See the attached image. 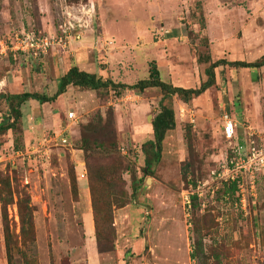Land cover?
Segmentation results:
<instances>
[{
    "label": "rangeland",
    "instance_id": "rangeland-1",
    "mask_svg": "<svg viewBox=\"0 0 264 264\" xmlns=\"http://www.w3.org/2000/svg\"><path fill=\"white\" fill-rule=\"evenodd\" d=\"M1 1L0 93L52 95L73 65L133 84L149 76L152 62L164 81L198 87L211 61L264 56V0ZM62 28L70 29L66 48L54 47L41 59L9 48L22 31L51 35ZM215 71L216 84L199 97L165 101L174 107L177 124L152 173L142 145L154 138L160 89L119 94L69 86L53 102H26L21 147L15 148L12 130L0 134V172L19 184L34 208L35 240L30 236L25 252L15 254L16 264L26 257L32 264H199L191 257L195 241L203 243L209 264H264V180L258 181L256 195L246 192L244 209L236 196L224 194L227 185L217 176L233 157L222 131L225 110L237 122L238 141L247 148L264 143V67L253 72L223 65ZM111 110L127 169L116 174L123 177L121 190H111L100 204L112 205V223L103 216L99 226L110 250L100 252L95 227L89 233L83 221L92 198L80 137L82 125L98 112L106 118ZM8 111L3 101L0 122ZM94 152L95 160L111 165L101 148ZM192 181L203 192L196 207L185 199L194 190ZM97 189L101 195L102 184ZM123 200L127 204L120 207ZM7 211L9 227L21 241L17 204ZM5 247L0 199V264H7Z\"/></svg>",
    "mask_w": 264,
    "mask_h": 264
},
{
    "label": "trees",
    "instance_id": "trees-1",
    "mask_svg": "<svg viewBox=\"0 0 264 264\" xmlns=\"http://www.w3.org/2000/svg\"><path fill=\"white\" fill-rule=\"evenodd\" d=\"M2 9V1L0 0V12ZM201 28H206V22L204 18L200 22ZM206 42V40H205ZM18 54V53H17ZM20 55V54H19ZM210 59V57H209ZM229 65L236 68H249L253 72H257L264 67V56H261L255 61L246 60H227L220 58L215 61H211L209 66L205 69L207 79L204 80L198 87H183L177 86L170 82L164 81L160 76V71L155 62L151 63L149 76L138 80L133 84L124 82H116L111 78H103L94 72H88L80 69L77 65L71 66L60 78L57 86V90L52 95H45L37 91H23L19 93H0V104L4 101L8 106L9 111L2 115V121L0 122V134H5L9 130H12L15 135V148L21 147L23 138L22 118L23 111L22 106L29 100H37L40 102H53L59 98L62 94L66 93L69 86L79 87L82 89L102 91L113 90L116 93L122 94L124 91H135L136 93H143L150 88H158L162 93V98L159 102L160 110L154 116L152 120L153 127V139L147 140L142 145V150L145 154V166L148 173H152L151 169L154 164L158 163L162 157L163 142L168 133L176 128V113L171 104L165 101L173 96H178L182 101L189 102L190 100L199 97L209 88L216 84V68L220 66ZM113 110L110 111V115L106 118L102 113L98 112L91 120L82 125L80 149H84L85 161L88 170V177L90 182V191L92 198V212L94 219V227L97 235V245L100 252L110 250V247L106 245L100 238V223L103 220V216L109 224L112 223L111 215V202L107 203L106 207L101 208L100 204L106 202L107 195L110 191L121 190L119 185L120 179L116 174H122L127 166L124 165V158L118 150L116 141V132L113 123ZM187 141H190V136L187 134ZM101 148L104 151L106 159L110 160V166L107 167L105 163H99L95 160L94 147ZM233 156L232 152L230 153ZM118 178V179H117ZM121 180V181H122ZM102 184L103 191L101 195L98 194L97 186ZM224 194H233L239 201L237 194L238 185L237 182L225 184ZM193 189L196 190L197 183L192 181ZM73 191L77 196V188L75 182L73 183ZM127 195V193H126ZM124 195L123 198L126 196ZM15 197L17 198L15 201ZM197 194L191 195V202L193 206H197L198 200H200ZM0 199L2 201V214H3V226L5 234V249L7 264H16L15 254L25 252L23 247L27 245L29 237L32 236L31 241L35 240V222H34V208L30 204V197L20 188L19 184H14L12 177L8 173L0 172ZM118 201V200H117ZM16 203L18 207V216L20 229H21V241L18 240V236L10 229L7 206L11 203ZM127 204V201L123 200L120 207ZM118 206V205H117ZM15 236V237H14ZM217 259L220 258L216 254ZM193 259H199V264H209L208 255L205 253L203 243L201 241H195L194 251L191 253ZM23 264H32L31 260L26 257Z\"/></svg>",
    "mask_w": 264,
    "mask_h": 264
},
{
    "label": "built area",
    "instance_id": "built-area-1",
    "mask_svg": "<svg viewBox=\"0 0 264 264\" xmlns=\"http://www.w3.org/2000/svg\"><path fill=\"white\" fill-rule=\"evenodd\" d=\"M69 36V28H62L61 33L51 35L27 30L15 34L9 48L24 57L38 60L48 55L54 47L66 48ZM70 118L77 120L73 112L70 113ZM222 121L223 135L229 143L233 157L223 164V171L217 173V176L227 184L237 182L239 201L246 209V192L250 191L256 195L258 181L264 180V143L247 148L243 140L238 141L240 139L237 134V122L226 110L222 114ZM63 142L67 143V139H63ZM86 174L84 170L81 176L84 178ZM194 193L199 197L203 196L201 184L197 185L196 190L187 192L186 204L190 205L191 195Z\"/></svg>",
    "mask_w": 264,
    "mask_h": 264
},
{
    "label": "crops",
    "instance_id": "crops-1",
    "mask_svg": "<svg viewBox=\"0 0 264 264\" xmlns=\"http://www.w3.org/2000/svg\"><path fill=\"white\" fill-rule=\"evenodd\" d=\"M59 81V79H58ZM239 136V135H238ZM83 221L87 227V231L90 233L94 227V219L92 210H87L84 214ZM93 242V241H91Z\"/></svg>",
    "mask_w": 264,
    "mask_h": 264
}]
</instances>
